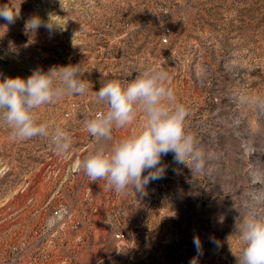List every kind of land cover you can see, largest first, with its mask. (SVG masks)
Here are the masks:
<instances>
[{
    "label": "rangeland",
    "instance_id": "rangeland-1",
    "mask_svg": "<svg viewBox=\"0 0 264 264\" xmlns=\"http://www.w3.org/2000/svg\"><path fill=\"white\" fill-rule=\"evenodd\" d=\"M83 2L0 0L19 10L14 24L0 27V79L78 65L93 82L108 73L131 81L149 67L162 68L188 109L186 132L211 158L192 172L169 153L164 178L142 198L86 175L61 176L73 188L56 189L60 179L43 174L48 139L14 140L0 128V264H178L182 257L188 264H237L236 224L252 212L264 215V0H183L170 17V43L148 30L133 33V45L103 54L81 47L80 33L68 29ZM33 16L57 26L26 31ZM72 99L87 101L67 96L38 109L40 120L64 128ZM142 119L138 112V125L118 129L119 139ZM50 217L57 221L51 230ZM121 228L125 241L113 236Z\"/></svg>",
    "mask_w": 264,
    "mask_h": 264
},
{
    "label": "clouds",
    "instance_id": "clouds-1",
    "mask_svg": "<svg viewBox=\"0 0 264 264\" xmlns=\"http://www.w3.org/2000/svg\"><path fill=\"white\" fill-rule=\"evenodd\" d=\"M18 15L19 10L9 3L0 6V19L6 21L0 27L14 24ZM56 26L50 19L45 22L38 16L25 22V30L29 32L40 27L51 32ZM82 76L78 65H66L47 71L37 69L27 78L0 79V128L8 129L14 140L49 139L56 155L66 157L73 146L71 135L59 126L41 121L38 109L67 96L85 95L91 84ZM170 82L167 71L149 67L131 81L113 79L95 91L97 102L106 110L84 121L96 147L77 161L78 169L91 182L103 180L117 194L132 189L142 198L148 195L147 186L151 182L164 178L166 165L162 164V158L169 153L176 164L185 165L192 172L204 168L205 157L210 159L211 154L200 150L194 136L186 132L188 109L177 102ZM138 112L143 116L139 127L114 139V129L132 127ZM56 223L55 217H50L46 228L51 230ZM236 231L241 240L237 264H264V215L249 213L236 224ZM193 244L200 253L198 236H194Z\"/></svg>",
    "mask_w": 264,
    "mask_h": 264
},
{
    "label": "built area",
    "instance_id": "built-area-1",
    "mask_svg": "<svg viewBox=\"0 0 264 264\" xmlns=\"http://www.w3.org/2000/svg\"><path fill=\"white\" fill-rule=\"evenodd\" d=\"M182 4L183 0H84L76 11L77 16L70 17L67 26L71 32L80 33L75 35L77 38L80 37L77 44L81 47H95L100 49L102 54L105 50L110 53V49L115 46L133 45V33L148 30H158L160 43L168 44L173 33L170 17ZM87 37L93 39L85 40L84 38ZM86 51L88 50L84 52ZM99 59L101 60L102 57ZM82 78L91 84L90 90L83 95L87 97V101L80 102L72 99V103L64 114L67 121L63 129L72 137V149L66 157L57 156L48 139L46 146L42 149L44 175L54 178L85 175L78 169L77 161L96 147L95 140L84 127V121L106 110L105 106L95 99V91L99 90L104 82L116 79V76L108 73L101 82H93L92 77L86 74H83ZM91 96L94 100L90 101ZM135 125H138V122L132 127ZM117 130L113 131V137L116 140L119 139ZM60 182L56 189L73 188L71 181L65 185H62L64 182L62 179ZM102 182L105 184V181L102 180ZM113 236L118 241H125L128 239V231L121 228L115 230ZM228 262L231 263L232 260L229 259ZM178 264H188V261L182 257L178 260Z\"/></svg>",
    "mask_w": 264,
    "mask_h": 264
}]
</instances>
